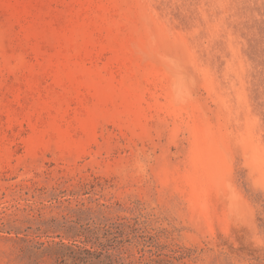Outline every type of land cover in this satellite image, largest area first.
Listing matches in <instances>:
<instances>
[{
    "label": "rangeland",
    "instance_id": "1",
    "mask_svg": "<svg viewBox=\"0 0 264 264\" xmlns=\"http://www.w3.org/2000/svg\"><path fill=\"white\" fill-rule=\"evenodd\" d=\"M80 227L264 264V0H0V264H85Z\"/></svg>",
    "mask_w": 264,
    "mask_h": 264
},
{
    "label": "trees",
    "instance_id": "2",
    "mask_svg": "<svg viewBox=\"0 0 264 264\" xmlns=\"http://www.w3.org/2000/svg\"><path fill=\"white\" fill-rule=\"evenodd\" d=\"M68 234L70 236L71 239H74V241H78L80 243H82V241L79 239H84V243L85 244H90L91 248L87 249L84 246H80L77 244H74V251H76V253L78 254V259L82 262H84L85 264H100V259L101 258H106L108 261H111V263H113V261L115 263H119V264H123V262H121V258H118V260L114 259V244H104L100 241L99 239V235L97 231H92L90 228H76L74 230H70L68 231ZM60 247L64 248H69L64 242H60ZM94 250V252L92 251ZM99 251V252H97ZM82 255H87V257H85V259L83 260ZM93 258H95V260H98V262H93ZM161 262H158V264H160Z\"/></svg>",
    "mask_w": 264,
    "mask_h": 264
}]
</instances>
